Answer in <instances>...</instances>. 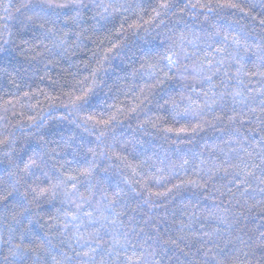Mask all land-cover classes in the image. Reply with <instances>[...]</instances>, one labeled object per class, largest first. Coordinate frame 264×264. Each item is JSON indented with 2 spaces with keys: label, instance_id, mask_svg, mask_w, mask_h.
<instances>
[{
  "label": "clouds",
  "instance_id": "obj_1",
  "mask_svg": "<svg viewBox=\"0 0 264 264\" xmlns=\"http://www.w3.org/2000/svg\"><path fill=\"white\" fill-rule=\"evenodd\" d=\"M8 3H11V0H8ZM54 3L60 2L19 0L18 4L12 6L15 11L20 12L17 18L20 27L11 43L4 40V43L0 44V60L14 58V51L19 47L17 41L34 50L33 41L37 36L43 38L41 43L43 40L48 41V44L44 45V51L38 53V56L66 58L72 37L64 36L65 32L59 27L61 21L66 26L69 24L76 26L77 47L90 38L89 32L105 29L109 32L106 39L117 47L106 58L93 51L98 67L92 73L93 80L87 90L78 89V95L77 92L69 93L66 101H61L46 111L37 112L27 119L24 117L14 119L8 115L7 110L3 116H0V243L11 245L8 255L0 260V264H16L15 258L20 254H15L17 249L13 240L31 235L36 225L44 227L41 221L46 215H51V208L45 209L42 207L43 204L50 203L55 207L54 202L58 201L61 205H67L69 211L74 207L76 212L77 204H86L95 211L97 204L103 200V190H98L99 200L90 199L95 195L91 191L95 185L89 182L93 172L98 168L108 173L109 169L104 168L99 159H109L107 152L102 150L97 153L94 149L95 155H93L90 151L93 159L91 161L85 159V161L91 164L92 171L87 175L79 172L78 174L85 179L78 180L75 188L73 184L69 188L67 177H64L56 164L63 168L69 163L64 158L65 146L71 148V152L67 155H71L73 161L76 160L82 148V145L76 143V139L82 137L75 130L84 128L91 135L93 129L89 125L88 117H99L103 120L109 115L111 107L109 101L113 99V96L109 95L112 92L113 77L120 79L121 73L126 77L127 73L122 66L129 61L134 65L137 57H149L150 61H153L151 63L144 61L143 69L133 67L132 70L133 77L137 75L140 77L141 82L138 86L140 91L145 93L144 100L147 101L144 108L140 109V112L144 113L143 123L147 124L152 119L149 114L152 109H148V104H152L157 112L160 110L168 112L174 122L183 121L189 127L196 129V136L180 138L193 142L191 148H182L179 154L191 158L195 168L192 174L197 179L185 182L188 194L182 196V200L192 203L193 206L189 209L192 214L188 215L187 224H182L177 229L178 238L184 242L185 247H195L196 252L191 258L187 254L176 255L172 264H264V220L256 222L253 219V213L264 214V139H262L264 124L256 119L264 111V103H262L264 93L260 91L264 89V79L258 81L259 88L245 94L247 84L241 79L244 74L231 77L236 82L237 88L242 89L239 91L243 93L242 97L237 96L233 101L232 91L228 90L227 76L223 75L220 78L224 89L220 93H226L222 98L223 103H214L221 100L219 93L215 98L206 97L202 105L198 104L191 94L186 95L187 90L192 87L194 91L196 85L204 83H207L211 89L212 81L204 79L205 74L211 73L207 69L201 70L202 62L196 59L198 50L195 41L190 39L185 31L188 26H181L178 22L166 23V20H171L176 10L180 8L179 0H154L152 4H142L140 0H77L76 7L71 11L74 15H69L64 9L55 7ZM162 3H167L168 7H161ZM0 6L5 7V11H9L3 0H0ZM184 7L188 8V5ZM149 8L151 12L148 11ZM87 13H91V17H88ZM146 15L149 21L141 23ZM133 21L136 23L133 24ZM117 23L120 25L121 35L112 39L111 33ZM48 25H56V28H49ZM124 25L128 27L125 28ZM177 28L181 29L179 35L176 34ZM28 32L34 33L32 39L27 38ZM220 35L221 32L217 31L212 36L205 35L199 38L204 39L207 47L211 48L214 43L218 44L221 41ZM248 35L244 33L243 43L238 37H229L228 51L233 53L231 57L233 63L240 64L244 60V56L231 46L233 38L240 41V49H243L244 53H247L245 47L248 45L256 49L254 53L259 54L260 49L256 45L264 44V40L253 46L247 43ZM61 39L65 43L61 44ZM188 46L193 48L192 52L187 50ZM168 56L172 57L174 64H169ZM260 63L261 61L257 64ZM169 73L172 75H168ZM145 76L148 79H144ZM167 81H175L176 84L170 86ZM177 89H179V100L172 95ZM74 96H79L81 99H73ZM185 100L187 104L181 110L180 103ZM166 105L170 107H165ZM26 107L29 110L32 108L31 105ZM186 108L187 112H185ZM253 109L255 111H252ZM58 111L64 113L60 118H57ZM139 115L137 113L131 119L137 122L138 131H147L140 124ZM217 116L221 119H217ZM230 117L235 119L230 120ZM215 131L221 133L216 137L221 143L208 145L209 133ZM53 143L57 147L50 148L49 145ZM202 145L208 149L207 152L199 150ZM108 147L111 150L113 146ZM53 154L57 157L56 163L50 162ZM201 156L204 159L196 164L195 161ZM61 159H64V163H60ZM69 170L76 171V169ZM104 179L106 177H102L97 183H102ZM78 184L85 185L88 196L79 190ZM179 194L178 190L177 195ZM110 202L111 197L109 201H105L108 204ZM61 212H64V216L67 213L60 208L52 218L59 220ZM107 213L109 216L115 215L116 210L113 205L107 209ZM77 215L79 223L86 222L80 211ZM246 220L250 223H245ZM197 222L214 227H209L207 230L196 229L194 225ZM69 224L75 229L74 222L69 221ZM89 227L93 226L89 225ZM124 228V223L118 222L115 228L108 226L104 229L106 235L110 237L106 241L110 247L101 250L106 251L108 256L118 258L122 252L130 253L133 257H140V264H155V261H158L157 255L161 260L164 258V244L169 241L161 243L157 235L152 237V243L145 247L140 241L135 240L138 233L134 230L124 231ZM56 230L62 237L59 242L65 243L70 229ZM196 231H199L200 235L195 241L185 234ZM5 235L7 240L3 239ZM115 240H120L125 246H114ZM55 247L51 239L43 242V249L49 254ZM176 247L179 248L180 245L176 244ZM105 264L112 262L106 258Z\"/></svg>",
  "mask_w": 264,
  "mask_h": 264
},
{
  "label": "trees",
  "instance_id": "obj_2",
  "mask_svg": "<svg viewBox=\"0 0 264 264\" xmlns=\"http://www.w3.org/2000/svg\"><path fill=\"white\" fill-rule=\"evenodd\" d=\"M57 2L63 3L65 0H57ZM140 2L142 4H152L154 0H140ZM179 2L180 8L176 10V14L171 17V20H166V23L178 22L181 26H188L185 31L189 34V38L195 41L198 50L196 59L205 65L209 62L215 64L221 53L215 51L219 44L214 43V46L209 48L205 40L199 37L212 36L215 32L220 31V38L224 35L238 37L241 43L244 42V33H248L247 43L253 46L264 40V24L260 23L261 20H264V0H179ZM18 3L19 0H11V3H8V0H3V4L7 6L9 11H5V7L0 6V44H3L4 40L11 43L19 30L20 26L17 23V18L20 16V12L15 11L12 7ZM232 4L236 7L228 6ZM184 5H188V8H185ZM209 7L211 11H209ZM148 11L151 12V9L149 8ZM71 14L74 15V13ZM91 15V13H87L88 17H91ZM152 15H155V13H152ZM148 21L149 17L146 15L141 23ZM135 23L133 21V24ZM48 27L55 29L56 25H48ZM59 27L72 37L66 58L62 59L51 55L38 56V53L44 51V45L48 44V41L43 40V43H41L40 41L43 38L37 36L33 41L35 44L34 50L17 41L19 47L14 51V58L0 60V116H3L7 110L8 115L14 119L19 117L27 119L37 112L46 111L61 101H66L69 93L77 92L78 95V89L84 88L87 90L88 86L91 85L92 73L98 67L93 51L98 52L103 57L107 50L112 48L113 44L106 39L109 32L107 29L98 30L94 33L89 32L90 38L85 40L83 45L77 47L75 41L76 26L72 24L66 26L61 21ZM83 27H87V25H83ZM124 27L127 28L128 25H124ZM180 31L181 29L177 28L176 34L179 35ZM33 35V32H28L27 38L32 39ZM120 35L121 28L117 23L115 30L111 33V38L115 39ZM7 46L5 45V47ZM231 46L237 49L235 45ZM115 48L113 51H115ZM187 50L192 52L193 48L188 46ZM237 50L244 56L243 62L248 65V68H251L250 62L256 60V56L253 55L256 49L254 47L250 48L247 53H244L243 49L240 48ZM112 52L107 53V55H111ZM136 60L137 62L134 65L133 62L129 61L122 66L127 73L126 77L123 73H121L122 78L120 79L113 77L112 92L109 93L110 96H113V99L109 101L111 105L109 115L105 116L103 120H108L110 115L114 116V119L105 125L103 123L95 124L99 117H93L89 122L93 129L91 135L84 128L76 129L75 131L82 137V139H76V143L82 145L79 155L73 161L72 156L67 155L71 152V148L65 146L64 158L69 163L65 164L63 168H60L59 164H56V167L59 168L64 177H77L75 181L68 180V186L71 188L73 183L85 179L84 176L78 173L86 166L85 159L88 161L93 159L89 149H95L97 153L102 150L107 152L109 159H99L100 164L104 168H108L109 171L104 173L98 168L93 172L89 183L95 185L91 189L95 195L91 196L90 199L99 200L98 190L106 191L109 197H112L114 191H119L120 196L116 198L113 207L116 212L120 213L119 220L125 225L124 231L134 230L138 233L135 240L140 241L145 247H148L152 243L151 238L157 235L160 237L161 243L169 241V243L164 244V258L161 260L160 256L157 255L156 259L159 264H172L176 255L187 254L191 258L196 252L195 247H185L184 242L177 235V229L182 224H187L188 215L192 214L189 211L193 206L192 203L188 200H182V196L188 194L185 189V182L197 179L192 174L195 168L191 158L179 154L180 149L191 148L193 142L181 140L180 138L194 137L196 132H193V128L183 121L174 122L168 112L164 110L157 112L152 104H148V109H152L149 113L152 119L147 124L143 123L144 113L140 112V109L144 108L147 101L144 100L145 93L141 92L138 86L141 82L140 77L138 75L133 77L132 70L133 67L143 69L144 61L150 63L153 61H150L149 57H137ZM256 63H259V61L256 60ZM238 66V63L226 59L221 71L212 77L214 87L209 89L207 83L196 85L194 91L192 87H189L186 95L191 94L196 103L201 105L206 97H217L224 90L220 78L223 77L226 70L228 71L226 77L228 90L232 92L242 90L238 89L236 82L231 79L235 76ZM245 70L248 71L247 68ZM254 71L253 68L248 72V75L241 77L243 82L247 84L245 94L252 93L254 89L260 87L258 81L261 78L252 75ZM168 75H172V73ZM144 79H148V77L145 76ZM249 81L251 83H248ZM167 83L170 86L176 84L175 81H167ZM172 95L179 100V89L173 92ZM75 98L74 96L73 99ZM186 104L187 100L180 103L181 110ZM27 105L32 106L31 110L26 107ZM165 107L170 106L166 105ZM193 107H195V104ZM137 113L140 114V124L147 131L137 130V122L131 119ZM63 115L62 111L57 112V118ZM182 128L186 131L181 132L180 129ZM101 129L104 131L102 137L104 144L102 147H97L96 136L100 134ZM168 129H171V131H167ZM200 135H204V133H200ZM220 135L221 133L218 131L210 132L207 144H220L221 141L216 139ZM65 139L67 140L68 137L66 136ZM109 145L113 146L111 150H109ZM49 147L55 148L57 146L53 143ZM199 150L207 152L208 149L202 145ZM56 159V155L53 154L50 162L56 163ZM201 159H204V157H199L195 163L199 164ZM60 163H64V159H61ZM181 165H183V168H181ZM69 169H76V171H70ZM133 169H135V175ZM102 177H106V179L102 183H97ZM77 187L85 196L89 195L84 184H78ZM178 190L179 195H177ZM149 193L152 194L150 203L146 204L144 199L149 197ZM157 193L160 195H156ZM9 200H11V197H9ZM100 202L105 203V201ZM54 203L55 207H52L50 203L42 205L45 209L51 208V215H46L44 220L41 221L44 227L34 226L31 235L24 236L23 240L16 238L13 240V244L34 248L35 244L30 242L31 236L34 235L38 243L51 239L56 247L51 254L47 250L29 251L20 254L15 258L16 264H53V256L60 259L65 254L71 258L70 264H81L82 260H88L87 257L76 256L73 249L69 247V244H71L74 248L81 250L74 238L75 229L72 228L71 224L68 227L70 229L68 240L63 244L59 242L62 237L56 229H63L65 223L64 212L60 213L59 220H54L52 217L56 215L57 210L60 208H63L69 217L76 210L73 207L69 211L67 205H61L58 201ZM86 211H93V209L85 204L80 212L83 214ZM105 215H109V213L106 212ZM84 219L87 220V217H84ZM253 219L260 222L264 220V214L253 213ZM245 223H250V221L246 220ZM95 227H99V225H95ZM194 227L207 230L209 227H214V225L210 226L206 223L197 222ZM91 230L92 228L88 227L81 228L80 231L86 233ZM185 234L189 239L195 241L199 238L200 232H186ZM3 239L7 240V236L5 235ZM109 239L110 237L105 234L104 240L99 242L101 249L110 247L106 244ZM176 244H179L180 247L177 248ZM131 246L129 245V247ZM10 247L11 245L7 243H0V260L8 255ZM87 248L88 246L85 245L82 251H86ZM93 255L95 264H101L102 259L105 264L106 258L112 264H121V262L128 264V258L132 259L133 264H137V262L140 264V257H133L130 253L122 252L118 258L108 256L106 251H102V254Z\"/></svg>",
  "mask_w": 264,
  "mask_h": 264
},
{
  "label": "snow or ice",
  "instance_id": "obj_3",
  "mask_svg": "<svg viewBox=\"0 0 264 264\" xmlns=\"http://www.w3.org/2000/svg\"><path fill=\"white\" fill-rule=\"evenodd\" d=\"M77 4V0H65V2L63 3H54L55 7H59L61 9H66L67 13L70 15L71 11L76 7ZM161 7H168L167 3H162L160 5ZM229 7H236V5L232 4V5H228ZM209 11H211V8L209 7ZM159 13H157L158 15ZM72 19H75V17H71ZM261 24H264V20L260 21ZM69 34L67 32L64 33V36H68ZM61 44L65 43V41L63 39H61L60 41ZM219 47L215 48V51L217 53H221V56L218 60L215 61V64H213L212 62H209L207 65L205 64H201V70L203 69H207L209 71V73L211 74H205L204 75V79L208 80V81H212V77L214 75H216V73H219L221 71V67H223L225 65V60H231V57L233 55L232 52L228 51V44H229V36L228 35H224L221 38V41L218 43ZM231 44L235 45V47L237 49L240 48V41L238 39L233 38L231 40ZM117 47L116 44H113L112 48H109L107 50V52L105 53V58L108 56L107 53H110L113 51V49ZM251 46L246 45L245 47V51L248 52L249 48ZM256 47L258 49H260L259 54L257 53H253L254 56H256V60L261 61V63L258 65L256 63V60L251 61V68H248V65H246L243 61L239 64V66L236 68V72L235 75L237 77H239L241 75V73H243L244 75H248V72L251 71V69H255L254 72H252V75L254 76H259L261 79H264V44H258L256 45ZM167 60L169 61V64H174L175 61H173L171 56L167 57ZM248 69V71H246L245 69ZM225 76H228V71L226 70L224 72ZM212 87H214V85H212ZM90 90V89H89ZM262 93H264V89L260 90ZM226 93L222 92L220 93L221 96V100L219 101H214V103H223V96ZM205 95H207V93H205ZM215 95V94H214ZM233 101H235L237 96H243V93L239 90L232 92L231 93ZM77 100L81 99V97H76ZM194 103V102H193ZM264 103V102H262ZM252 111H255V109H253ZM185 112H187V108L185 109ZM262 117H264V111H262L261 116H257L256 119L260 121V123L264 124V119H262ZM217 119H221L220 116L216 117ZM93 117L89 116L88 120H92ZM114 119V116L110 115L108 120H102V119H98L95 121V124H105L107 125L109 123L110 120ZM235 117H230V120H234ZM195 128L192 129L193 132H195ZM167 131H171V129H168ZM181 132L186 131V129L182 128L180 129ZM104 136V131L103 129L100 130V134L98 136H96V141L97 143V147H102L103 146V139L102 137ZM262 139H264V137H262ZM89 151H91L93 153V155H95L94 149H89ZM249 155H251V153H249ZM85 167H83V170L81 171L82 175H87L90 174L92 171V167L91 164L88 163L87 161H85ZM127 167H132L131 165H126ZM133 174L135 175V169H133ZM251 174V173H249ZM77 179V177L75 176H69L67 177V180H72L75 181ZM73 187H76V184L73 183ZM41 191H45V189H41ZM151 193H149V197L144 199V203L148 204L150 203V197H151ZM156 195H160L159 193H157ZM120 196V192L119 191H114L113 195L111 197V202L110 204L108 203H98L97 207L95 209V211H86L83 213L84 217H87L86 222L83 223H79V216L77 215V212L80 211V209L83 207V205L81 204H77L76 205V209L77 212L73 213L70 217L68 215V213H65V223L63 225L64 229H67L69 227V221L74 222V228H75V240L77 242V244L79 245V248L81 250H78L77 248H74L71 244H69V247H71L73 249V251L76 253V256H80V257H87L88 260L81 261V264H95V257L93 254H102V250L100 247V241L104 240V235L106 234L104 231L102 232V230L106 229L108 226H112L113 228H115L119 223H123L122 221L119 220L120 217V213L116 212L115 215L113 216H109V215H105V213L107 212V209L113 205L116 202V198ZM102 201H109V195L107 194V192H104L103 195V200ZM89 225H92L93 227L91 231H87L86 233H81V228H88ZM95 225H99V227H95ZM73 226V225H71ZM117 235H119V233H117ZM24 237H21V240H23ZM81 241H83V243H81ZM32 244H35L34 248H29L27 246H22L21 244H16L15 247L17 249V253L15 254H23V253H27L29 251H37V250H44L43 249V243H38L37 242V238L32 235L31 236V241ZM87 245L88 248L86 251H82V249L84 248V246ZM114 246H120V247H124L125 244H121L120 240H115V245ZM53 259V264H70L71 258L68 257L66 254L60 258L57 259L55 256L52 257ZM101 264H104L103 259L101 260ZM128 264H133V261L131 258H128ZM138 264V262H137ZM155 264H159V261H155Z\"/></svg>",
  "mask_w": 264,
  "mask_h": 264
}]
</instances>
